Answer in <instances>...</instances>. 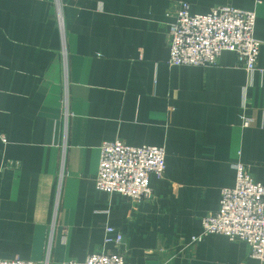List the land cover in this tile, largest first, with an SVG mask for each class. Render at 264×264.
Masks as SVG:
<instances>
[{
  "label": "crops",
  "instance_id": "crops-1",
  "mask_svg": "<svg viewBox=\"0 0 264 264\" xmlns=\"http://www.w3.org/2000/svg\"><path fill=\"white\" fill-rule=\"evenodd\" d=\"M230 5L256 13V69L223 51L168 64V26ZM165 149L151 200L95 188L100 145ZM241 164L264 182V0H0V259L264 264L223 234L198 242ZM123 234L104 243L105 227Z\"/></svg>",
  "mask_w": 264,
  "mask_h": 264
},
{
  "label": "built area",
  "instance_id": "built-area-1",
  "mask_svg": "<svg viewBox=\"0 0 264 264\" xmlns=\"http://www.w3.org/2000/svg\"><path fill=\"white\" fill-rule=\"evenodd\" d=\"M189 4L178 3L168 26L170 66L217 64L223 51L235 54L236 65L247 72L256 69L261 41L254 37L256 13L230 5L211 8L205 14L190 13ZM95 174V188L119 194L134 203L151 200L149 176L161 178L165 169L163 146H131L120 139L104 141ZM235 184L223 188L215 211L201 217L202 231L191 238L198 242L208 234H223L246 244L249 256L264 263V182H258L241 164L235 165ZM123 234L105 227L104 243L121 244ZM0 264H34L29 260L0 259ZM62 264H124L121 253L94 252L83 261Z\"/></svg>",
  "mask_w": 264,
  "mask_h": 264
}]
</instances>
